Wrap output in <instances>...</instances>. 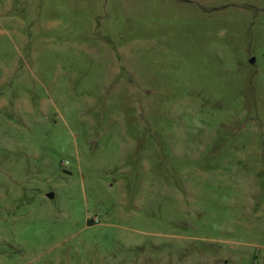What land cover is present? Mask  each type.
Listing matches in <instances>:
<instances>
[{"label":"rangeland","instance_id":"rangeland-1","mask_svg":"<svg viewBox=\"0 0 264 264\" xmlns=\"http://www.w3.org/2000/svg\"><path fill=\"white\" fill-rule=\"evenodd\" d=\"M0 264H264V0H0Z\"/></svg>","mask_w":264,"mask_h":264}]
</instances>
